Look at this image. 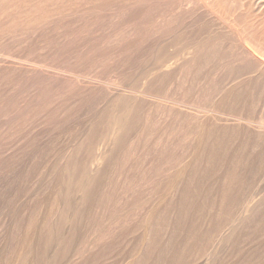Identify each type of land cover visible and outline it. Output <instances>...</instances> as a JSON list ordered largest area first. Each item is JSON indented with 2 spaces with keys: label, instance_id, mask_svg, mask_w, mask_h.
<instances>
[{
  "label": "bare ground",
  "instance_id": "6f19581e",
  "mask_svg": "<svg viewBox=\"0 0 264 264\" xmlns=\"http://www.w3.org/2000/svg\"><path fill=\"white\" fill-rule=\"evenodd\" d=\"M130 1L0 0V39L29 49L0 50V264H97L119 246L112 264H264L262 52L235 29L243 71L220 82L202 64L218 43L184 32L120 68L137 46L110 45L144 16ZM109 64L127 80L101 78Z\"/></svg>",
  "mask_w": 264,
  "mask_h": 264
},
{
  "label": "rangeland",
  "instance_id": "374dc122",
  "mask_svg": "<svg viewBox=\"0 0 264 264\" xmlns=\"http://www.w3.org/2000/svg\"><path fill=\"white\" fill-rule=\"evenodd\" d=\"M164 1H166V2H164ZM141 2L142 3H140V1H139V3L130 1V2H127L125 4V6H127V9H126V7L123 8L124 10H128V12H130V13L134 11L135 13L134 12L133 13L135 15H138V14H141V13L144 14V16L142 18H140L139 20L138 19L135 20L136 23L135 22L131 23L132 20L128 21L129 22L128 24L133 25V26L135 25V28L140 25V27H138L139 29H136V30H138V31H136V34L135 35H131L130 37H128V39H126V37H125L124 38L125 41L122 40V41H124L123 42L124 44L123 43H122V45L120 43L111 44L110 45L111 47L109 48V51L110 50H112V51L116 50L117 53H118V48L120 49L124 45H126L128 48L129 47L131 48L134 44H136L135 45V46H137L136 52L138 54L135 53L134 56H130L131 59L128 58L129 60L128 59H126L125 61L122 60L123 61V62L121 61L122 63L120 61L115 63V64H119L120 68L126 66V64H123V63H126L127 61L129 63V65H130V62H132V63L135 62V64H136V61L139 62V61H141L140 59L145 58L147 56V55H145L146 53H148V54L149 53L157 54L158 52H160L161 54H163L165 52H168V50L172 51V50L177 49L178 46H176V45H173L175 48L173 46H171V47L168 46L167 47V44H169L168 43L169 41H171L170 44H174L176 42L175 38L170 37V35H175L176 34L177 36L181 35L183 37L184 36V32H185V35H187L190 32L188 35L201 36V37L207 38V39L209 38L210 39V40L208 39L209 42H211L212 40L215 39L214 41H216L218 43V45H217V53H218L219 57L221 56V57H223V59L221 57L219 58V57L215 56L214 57V58H216L215 60H213L214 58H211V59L208 58L209 59V60H207L208 62L204 60V63H202V64H205V62H206L205 66H207L208 68H213L214 70L217 69L216 71L218 72V74H220V75H218L217 80H219L220 82L224 81L226 76H229V72L230 71H231L230 72L231 74L234 73L232 75L238 74L241 69H242L241 71H243V66H241V65L242 64L244 65V63L241 62V58H240V56H241L240 54H242L243 48L241 49V47L236 44L237 43L236 42V37H237L236 34L237 33H236L235 29H237V32H239L241 35H243V36L239 35V38L244 43V46L246 48H248L250 51H251V49H254V50L256 49L257 52L260 51L257 54L254 50H252V52L258 57H259V54L261 52H262L261 55L264 56V0H215V1H213V0H198L197 2H196V0H189V1L188 0H183V1L182 0H163V1L162 0H154V1L153 0H149V1L148 0H143ZM198 2H199V4H198ZM187 3H189V4L187 5ZM132 5H133V8L131 7L132 11H130V6H132ZM185 6H187L188 8H186ZM207 7H209V9ZM221 8H223V9H221ZM141 9H143V10H141ZM138 11H140V12H138ZM143 11H145L146 14ZM137 12H138V14H137ZM215 12H216V14H215ZM127 14H129V13H127ZM134 14H132V15H134ZM232 14H233V17H232ZM176 15H177V17H176ZM230 15H231V17H230ZM188 20H193V23L190 24L188 22ZM121 22H123V21H120V22L118 20L112 21V23H113L112 27H114L113 29L117 30L120 27L122 28L123 25L120 24ZM209 22H210V24H209ZM215 22H218V23H215ZM109 23H110V20L109 21L106 20L105 24H107V26L109 25ZM211 23H212V25H211ZM219 23L221 24V26H220ZM94 24H96V23H94ZM114 24H115V26H113ZM196 25H198V26H196ZM198 28L199 29L201 28V29L199 30ZM210 28H211V31H210ZM217 28H219L218 31H217ZM239 28H243L244 30L243 29H239ZM223 29L226 30V31H224ZM239 30L242 31V32H240ZM180 31L183 33V35L181 33L179 34ZM203 31H206V32L204 33ZM233 31H235V32H233ZM23 32H25V29L22 31V33ZM78 32L80 33V35H79ZM248 32L250 34H248ZM215 33H217V34H215ZM232 33H234V34H232ZM251 33L253 34V37L250 36ZM96 34L97 33L91 34L90 38H93L94 36L96 37ZM85 35H86V32L77 31L75 39L71 38V39L75 40V42H73V41L67 42L68 40L67 41L65 40L64 41L65 44L62 43V44L59 45V48H58L59 52L57 53V56L60 55L61 61H65V60L67 61V59H65V57L62 58V56L65 55L64 52H66L67 50H70V49L71 50H75L76 49L75 47L79 48V46H81V44H82L81 42L82 41H80L79 39H81V37H84ZM168 35H169V37H168ZM225 35L228 36V39H227V37ZM24 36H25V33L22 36H17V38H23ZM164 37H165V39H164ZM246 37H248V39ZM76 38H77L78 42H77ZM230 38L232 40H230ZM7 39L8 38H6V39H4V38L2 39L1 38L0 39V50H2V51L6 50L8 52H6V51L5 52L6 53H10V54H14L15 52H22V51H26V50L28 51L29 50L28 48H24V45H21V46L16 45L13 42L14 39H8V40ZM243 39H247L248 45H246L247 42L245 43L246 40L243 41ZM254 40L258 41V43L256 41H254ZM133 41H136V42H133ZM232 41H234V44H233ZM71 42L74 43V44H78L79 43L80 45L74 46V44H73V46L69 48V46L72 45ZM158 43H160V44H158ZM14 47H17V48H14ZM67 47L69 49H66ZM159 47H161V48H159ZM222 47H224V48H222ZM225 47H226V49H225ZM259 47L261 49H259ZM232 48H233V50H232ZM93 50H94V48H93ZM94 51H96V49ZM160 53H158V55H160ZM83 56L84 57H82V54L78 55V58H77L78 60L76 62L78 63V67H79V69H81V71H89L91 66L90 67H88V66H89L90 60L92 61V59L87 58V55L83 54ZM262 56L259 57V58L264 59ZM238 58L240 59V61L238 60ZM62 59H64V60H62ZM231 59H232V61H231ZM76 62H75L74 66H77ZM235 63L236 64L240 63V64L236 65ZM115 64H109L108 65V66L111 65V67H109V68H112V69H109L108 66L105 65L102 68L96 69V71H98V74H99V76L101 78H104L105 76L107 77V74H109V72L112 71L113 73L117 74V76H118L117 79H118L119 83L125 82L127 80V77L124 75L125 73L122 74L120 72L121 69L119 67H117L118 65H116V67L118 68V69L116 68L117 69L116 70L115 67H113V65L115 66ZM66 65H69V64H66ZM80 65H82V66H80ZM71 66H72V64H71ZM239 66H241V68ZM105 67H107L109 69V71H108V69L106 70ZM131 80H129L128 82L132 83V84L140 83L137 80H133V79H131ZM254 98L255 99H259V95H258V97L254 96ZM199 99H201L202 103H204L207 100L206 95L205 96L202 95L201 97H199ZM260 99H261V97H260ZM254 102H253V104L255 106ZM259 103H258L259 105H257V107H256L257 114L253 110V109H255V107H252L251 109H249V110H253V114H252V112H249V110H247L249 112L247 114H249L250 116H253L254 118H256L254 116V114H255L258 117V115H259L258 113L260 111H257V110L260 109V107H262V105H263L262 101H259ZM246 112H245V114H246ZM151 185H153V184H151ZM120 249H121L120 246H119V248L116 247L111 252V255H109L107 257H105L106 254H105V256L103 255L105 257V259H101L97 264H112L113 260H115L114 258L118 255L116 252H119ZM117 250H119V251H117ZM97 255L101 256V254H97Z\"/></svg>",
  "mask_w": 264,
  "mask_h": 264
}]
</instances>
